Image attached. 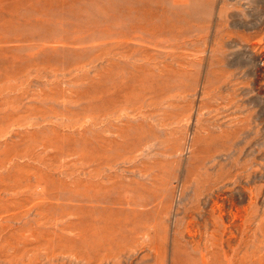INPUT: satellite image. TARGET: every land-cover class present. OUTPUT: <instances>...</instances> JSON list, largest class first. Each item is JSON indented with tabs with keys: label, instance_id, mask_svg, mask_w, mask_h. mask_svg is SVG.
I'll use <instances>...</instances> for the list:
<instances>
[{
	"label": "rangeland",
	"instance_id": "obj_1",
	"mask_svg": "<svg viewBox=\"0 0 264 264\" xmlns=\"http://www.w3.org/2000/svg\"><path fill=\"white\" fill-rule=\"evenodd\" d=\"M0 163V264H198L214 189L264 264V0H0Z\"/></svg>",
	"mask_w": 264,
	"mask_h": 264
},
{
	"label": "bare ground",
	"instance_id": "obj_2",
	"mask_svg": "<svg viewBox=\"0 0 264 264\" xmlns=\"http://www.w3.org/2000/svg\"><path fill=\"white\" fill-rule=\"evenodd\" d=\"M44 145L42 144V147H43ZM45 147H43V149H44ZM46 153V152H45ZM1 164V163H0ZM236 176H239V174H237ZM234 178H236V177H234ZM243 178V177H242ZM237 184V183H236ZM210 186V185H209ZM210 189H214V187L213 186H210L209 187ZM218 188V187H217ZM203 191H204V189H203ZM214 192H211L210 193V198H209V201H211V203H212V205H214V207H215V209H212L211 208V210L209 211V213L207 214V218H205L206 219V221L207 222H205V220H203L204 221V223L201 225L202 227H201V229H202V231H203V235H200V228H197V226H196V230H194V232L195 233H197V232H199V236H201V237H203V243L201 244V246H200V243H197V244H194L193 246H191V248H192V251L193 252H195V253H197L196 255H197V257H198V264H220L221 263V260L222 261H225L226 262V264H232V262H233V260L234 261H236V263H238V262H241V264H245L246 263V261L247 260H249L250 262H252V263H258V262H260L261 260H262V256L260 255V250H259V248H258V245H254V242L252 241V243H253V246L252 247H254L253 248V250L251 251H249L247 248L246 249H244V252H239V253H241L240 254V257H238L237 255H238V253H233V252H235V250H230V253L228 252V253H222L221 252V256H219L218 254V252H216L215 251V249L213 248V244H212V242H211V240H210V238H211V236H212V232H213V228H214V224H215V214H217V216H219V219L221 218V216H222V214L225 212V211H227V210H225L224 209V203L225 202H227V201H230L228 198H227V195L226 196H223V197H221V199H219V198H217L216 197V194H217V190H213ZM216 193V194H215ZM226 193V192H225ZM213 194V195H212ZM224 194V193H223ZM200 195V194H199ZM222 195V194H221ZM231 195L232 194H230V197H231ZM244 197V196H243ZM214 198V199H213ZM241 198V197H240ZM254 198H255V195L254 194H252V193H250L249 194V197H248V208H245V207H243V209L245 210V211H249L250 209H252V208H254V204H255V202H254ZM217 199H219L220 201H222V204H217V202H216V200ZM243 199V198H242ZM206 200H208V199H206ZM237 200V199H236ZM229 204V203H228ZM227 205V204H226ZM231 206V205H230ZM208 207V206H207ZM227 207L228 206H226V209H227ZM235 207V206H234ZM229 208V207H228ZM208 209V208H207ZM237 209V208H236ZM235 209V210H236ZM234 214V213H233ZM246 214V213H245ZM253 217V216H252ZM254 217H255V219H251V220H253V221H255V223H253L254 224V234H258L261 238H262V240L264 241V210L263 211H261V212H256L255 214H254ZM188 218H190V217H188ZM199 220H201V219H199ZM202 221V220H201ZM202 221V222H203ZM253 221H250V222H253ZM187 223V222H186ZM190 225V224H189ZM194 226V225H193ZM211 228H210V227ZM247 228H249V227H247ZM188 229H190V228H188ZM252 230H253V228H252ZM191 231V230H190ZM201 231V232H202ZM239 233V232H238ZM188 234V233H187ZM190 234V233H189ZM191 234H193V232L191 233ZM253 236V235H252ZM246 237H247V235H246ZM244 238V237H243ZM189 239V238H188ZM251 241V240H250ZM247 242V241H246ZM256 244V243H255ZM190 245H191V243H190ZM233 247V246H232ZM246 247V246H245ZM250 249V248H249ZM50 255H51V253H50ZM257 255H259V256H257ZM257 256V257H256ZM229 257V258H228ZM86 258V257H85ZM228 258V259H227ZM224 259V260H223ZM89 260V258L87 257V259L85 260V261H88ZM193 262V261H192Z\"/></svg>",
	"mask_w": 264,
	"mask_h": 264
}]
</instances>
